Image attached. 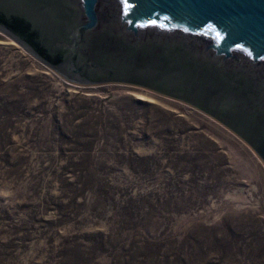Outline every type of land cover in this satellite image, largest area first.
Returning <instances> with one entry per match:
<instances>
[{
    "label": "rangeland",
    "instance_id": "obj_1",
    "mask_svg": "<svg viewBox=\"0 0 264 264\" xmlns=\"http://www.w3.org/2000/svg\"><path fill=\"white\" fill-rule=\"evenodd\" d=\"M0 264H264V164L183 103L0 44Z\"/></svg>",
    "mask_w": 264,
    "mask_h": 264
},
{
    "label": "water",
    "instance_id": "obj_2",
    "mask_svg": "<svg viewBox=\"0 0 264 264\" xmlns=\"http://www.w3.org/2000/svg\"><path fill=\"white\" fill-rule=\"evenodd\" d=\"M0 34L76 88L183 103L264 164V0H0Z\"/></svg>",
    "mask_w": 264,
    "mask_h": 264
},
{
    "label": "bare ground",
    "instance_id": "obj_3",
    "mask_svg": "<svg viewBox=\"0 0 264 264\" xmlns=\"http://www.w3.org/2000/svg\"><path fill=\"white\" fill-rule=\"evenodd\" d=\"M0 44H5V45H7V46H11V47H15V48H17V45L13 42V41H11V40H9V39H5V40H0ZM46 75H47V73H46ZM136 100H139V101H142V102H146V103H149V104H157V100L155 99V98H153V97H151L150 95H148V94H145V93H130ZM247 192H248V195H246V196H244V195H242V194H240V195H234V196H230V195H228L227 197H232L233 199H236V200H240V201H243V202H246L248 199H246L247 198V196H249L250 197V195H252V193H255V192H257V187L256 186H251L248 190H247ZM250 192V193H249ZM247 194V193H246ZM242 202V203H243ZM248 203V202H247ZM250 203V202H249ZM243 204H245V203H243ZM238 207H239V205H238Z\"/></svg>",
    "mask_w": 264,
    "mask_h": 264
}]
</instances>
